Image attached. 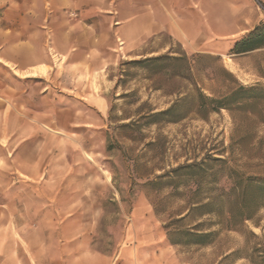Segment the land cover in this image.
Instances as JSON below:
<instances>
[{"label":"rangeland","instance_id":"374dc122","mask_svg":"<svg viewBox=\"0 0 264 264\" xmlns=\"http://www.w3.org/2000/svg\"><path fill=\"white\" fill-rule=\"evenodd\" d=\"M243 6L261 18L239 41L264 24V0ZM231 48L222 54L184 49L172 36L159 35L135 52L103 54L100 69L86 71V99L72 90L56 103L57 117L45 122L53 125L52 137L40 139L59 165L52 174L59 182L21 187L12 208L29 213L19 221L41 220L47 252L70 253L69 242L84 237L113 256L133 219L152 218L169 244L160 242V249L173 255V264H253L249 255L264 240V189L257 187L264 177V94H258L264 90V45L240 53ZM155 56L161 58L148 65L133 62ZM241 85L254 90L237 94L232 109L196 112L200 94L220 98ZM182 98L188 102L174 115L181 119L166 122L157 115ZM209 156L220 161L208 171L174 172ZM199 200L211 202L213 212L202 215L208 209ZM92 202L98 214L87 231ZM142 204L149 211L139 215ZM70 206L73 216L66 214ZM49 209L55 213L35 216ZM54 222L56 233L49 227ZM185 230L212 234L206 245L190 244L195 238ZM34 246L31 257H40Z\"/></svg>","mask_w":264,"mask_h":264},{"label":"crops","instance_id":"0c3cea01","mask_svg":"<svg viewBox=\"0 0 264 264\" xmlns=\"http://www.w3.org/2000/svg\"><path fill=\"white\" fill-rule=\"evenodd\" d=\"M243 2L250 0H0V264L174 263L160 249V242L169 244L152 218L132 220L116 255L97 251L84 237L69 242L73 248L65 254L47 252L41 220L19 221L29 213L12 208L21 187L59 182L52 176L59 165L40 139L52 137L53 125L45 122L57 117L56 103L72 90L86 99V71L100 69L103 54L135 52L163 34L184 49L222 54L261 18ZM142 206L139 215L149 211ZM96 208L92 202L86 212L92 215L83 226L87 231ZM75 211L70 206L66 214ZM50 213L55 212L39 210L35 216ZM58 226L49 227L56 233ZM34 245L40 257H31Z\"/></svg>","mask_w":264,"mask_h":264},{"label":"trees","instance_id":"16d2710c","mask_svg":"<svg viewBox=\"0 0 264 264\" xmlns=\"http://www.w3.org/2000/svg\"><path fill=\"white\" fill-rule=\"evenodd\" d=\"M264 45V24L262 26H258L256 29L253 31L249 32L248 35L242 37L240 41L238 40L236 44L231 48L234 53H240V52H246L250 50L257 49V47H261ZM161 57L155 56L153 58H145L144 60H138V61H133L135 64L142 63V64H150L153 63L157 60H159ZM251 90H254L253 87H247L244 85H241L237 90L232 91L229 94L224 95L223 97H211V96H205L203 94L199 95L198 99V105L196 107V112L198 114H203L207 115L209 112H217L222 109H232L233 104L238 103V100L236 99L237 94L240 92L244 91L246 93L250 92ZM258 94L263 95L264 90H260ZM188 102V98H182L178 101L173 102V105L170 106L169 108L160 111L157 113V115H162L164 116V121L166 122H174L176 120L181 119V117L175 118V114H177L180 109L186 105ZM174 116V117H173ZM220 161L218 158H214L213 156H209L206 159L202 161H193L192 163H186L183 165H179L174 169L178 170L181 168L185 169H195L198 168L202 171H208L209 169L213 168L212 167V161ZM260 189H264V177H263V182L261 183V186H257ZM242 195H245L247 192V188L244 187L241 191ZM203 200H199L196 203L199 204L198 206L202 208H207L208 210L204 211L202 215H207L211 214L213 212L212 209H210V203L211 202H205L203 203ZM264 204V203H263ZM253 217V214H247L245 218L250 219ZM178 231H182L178 230ZM186 231V230H185ZM188 235H192L195 239L194 242L190 244H203L206 245L209 243L206 239L209 238L212 234V231H197L194 234L191 231H186ZM257 237V236H255ZM175 244H180L182 241H174ZM249 257L251 258L253 264H264V240L258 242L255 244V246L252 249V252L250 253Z\"/></svg>","mask_w":264,"mask_h":264},{"label":"bare ground","instance_id":"6f19581e","mask_svg":"<svg viewBox=\"0 0 264 264\" xmlns=\"http://www.w3.org/2000/svg\"><path fill=\"white\" fill-rule=\"evenodd\" d=\"M107 175V174H106Z\"/></svg>","mask_w":264,"mask_h":264}]
</instances>
